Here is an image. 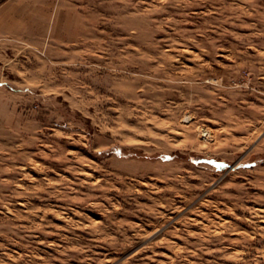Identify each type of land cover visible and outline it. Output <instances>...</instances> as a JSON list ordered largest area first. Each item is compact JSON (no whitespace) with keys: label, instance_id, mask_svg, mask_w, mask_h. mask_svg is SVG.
I'll use <instances>...</instances> for the list:
<instances>
[{"label":"rangeland","instance_id":"obj_1","mask_svg":"<svg viewBox=\"0 0 264 264\" xmlns=\"http://www.w3.org/2000/svg\"><path fill=\"white\" fill-rule=\"evenodd\" d=\"M0 264H264V0H0Z\"/></svg>","mask_w":264,"mask_h":264},{"label":"bare ground","instance_id":"obj_2","mask_svg":"<svg viewBox=\"0 0 264 264\" xmlns=\"http://www.w3.org/2000/svg\"><path fill=\"white\" fill-rule=\"evenodd\" d=\"M205 134V132H203Z\"/></svg>","mask_w":264,"mask_h":264}]
</instances>
